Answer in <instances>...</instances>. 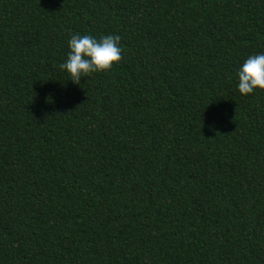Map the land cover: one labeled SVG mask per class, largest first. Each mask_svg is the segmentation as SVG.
I'll return each mask as SVG.
<instances>
[{
	"label": "trees",
	"instance_id": "16d2710c",
	"mask_svg": "<svg viewBox=\"0 0 264 264\" xmlns=\"http://www.w3.org/2000/svg\"><path fill=\"white\" fill-rule=\"evenodd\" d=\"M259 52L264 0H0V264H264Z\"/></svg>",
	"mask_w": 264,
	"mask_h": 264
},
{
	"label": "clouds",
	"instance_id": "9594fccd",
	"mask_svg": "<svg viewBox=\"0 0 264 264\" xmlns=\"http://www.w3.org/2000/svg\"><path fill=\"white\" fill-rule=\"evenodd\" d=\"M121 36L106 34L99 37L74 33L68 40L69 51L59 68L69 80L79 83L92 73L110 70L122 60ZM237 89L241 95L264 90V52L249 55L236 73Z\"/></svg>",
	"mask_w": 264,
	"mask_h": 264
}]
</instances>
